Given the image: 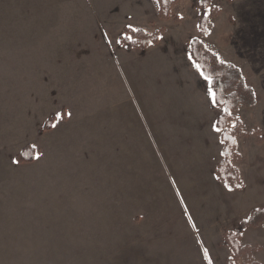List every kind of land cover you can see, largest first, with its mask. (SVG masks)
Returning <instances> with one entry per match:
<instances>
[{
    "label": "rangeland",
    "instance_id": "1",
    "mask_svg": "<svg viewBox=\"0 0 264 264\" xmlns=\"http://www.w3.org/2000/svg\"><path fill=\"white\" fill-rule=\"evenodd\" d=\"M197 1L0 0V264H227L235 245L264 264V226L239 224L264 209V0H211L205 37ZM124 28L158 43L122 46ZM193 38L257 97L236 114L241 191L214 175Z\"/></svg>",
    "mask_w": 264,
    "mask_h": 264
},
{
    "label": "trees",
    "instance_id": "2",
    "mask_svg": "<svg viewBox=\"0 0 264 264\" xmlns=\"http://www.w3.org/2000/svg\"><path fill=\"white\" fill-rule=\"evenodd\" d=\"M164 3L166 8H160L159 15L170 10L174 0H157ZM211 0H198L195 9L199 12L198 26L201 33L200 37L207 35L211 20L216 17V13H211ZM217 10V9H216ZM165 16V15H164ZM159 40L158 32L149 34L141 30L124 28L118 39V42L129 49L143 50L149 45L157 44ZM188 56L196 70L208 81L209 88L215 94L214 107L218 111L215 119V129L219 134L221 152L220 159L216 164L214 175L215 178L223 184L229 191H241L243 182L238 177L235 167L237 152V136L242 133L241 122L237 119L236 114L243 108H251L256 104V94L253 88L246 82L241 70L236 66L222 62L217 55L209 51L203 42L198 38H193L188 44ZM33 150L29 146L25 147L18 155L15 156V162L20 164H31L33 161ZM236 157V158H235ZM264 209H254L249 215L240 220L245 227L264 226ZM240 235L237 231L228 233L232 236L233 243L237 241L235 236ZM246 247L235 245L229 251L227 264H248L245 263ZM251 264H257L250 260Z\"/></svg>",
    "mask_w": 264,
    "mask_h": 264
},
{
    "label": "snow or ice",
    "instance_id": "3",
    "mask_svg": "<svg viewBox=\"0 0 264 264\" xmlns=\"http://www.w3.org/2000/svg\"><path fill=\"white\" fill-rule=\"evenodd\" d=\"M201 74H202V73H201ZM202 75H203V74H202ZM205 79H209V78H208V77H205ZM209 96H210V98L213 100V102L215 103V94H214V92L212 91L211 87L209 88ZM52 127L55 128L56 125L54 124V125H52ZM35 159H39V156H36ZM14 163H15V161H14Z\"/></svg>",
    "mask_w": 264,
    "mask_h": 264
}]
</instances>
